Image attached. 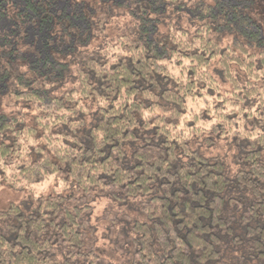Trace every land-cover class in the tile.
<instances>
[{
  "label": "clouds",
  "instance_id": "9594fccd",
  "mask_svg": "<svg viewBox=\"0 0 264 264\" xmlns=\"http://www.w3.org/2000/svg\"><path fill=\"white\" fill-rule=\"evenodd\" d=\"M85 2L92 11L79 26L75 16L62 19L57 11L51 36L67 50L54 53L55 67L23 62L20 54L30 48L19 41L14 66L0 59L11 74L0 95V116L7 117V123L0 120V264H189L190 251L198 264H264V32L250 23L264 27V19L248 9L249 18H233L221 0H163L162 13L137 12L135 0H75ZM146 20L154 23V34L144 30L152 27ZM78 27L81 39L74 40ZM16 123L26 126L28 137L40 136L26 141L23 153L5 151ZM53 130L62 134L52 136ZM116 141L111 156L97 164L109 151L105 145ZM138 161L143 187L122 188L140 175L122 168L134 169ZM217 161L223 162L221 183L213 189L219 196L208 201L207 213L220 218L218 227H200L197 217L206 213L185 218L183 193L173 197L169 189L193 181L207 189L201 180ZM101 173L116 183L98 180ZM158 178L172 183L156 186ZM150 187L175 202V219L183 223L173 228L156 204L143 207ZM206 192L189 188V203L203 202ZM125 200L142 208L145 228L122 235L114 217L126 213ZM41 204L62 211L51 220L40 212L37 220L32 212ZM225 212L247 229L244 240L233 235L231 221L220 224ZM157 216L165 222L157 225ZM64 217L74 218L67 231L57 226ZM217 231L231 243L218 239Z\"/></svg>",
  "mask_w": 264,
  "mask_h": 264
},
{
  "label": "trees",
  "instance_id": "16d2710c",
  "mask_svg": "<svg viewBox=\"0 0 264 264\" xmlns=\"http://www.w3.org/2000/svg\"><path fill=\"white\" fill-rule=\"evenodd\" d=\"M124 0H116V3L121 4ZM137 2V12L140 11L141 8L145 12L149 11H156V12H163L164 10V4L163 0H135ZM105 3H108V0H105ZM255 6V0H221V8L226 12V14L235 17H240L241 19L249 18L248 12L245 11V9H248L250 11H253V8ZM57 11L60 12L62 19H68L73 20V16H75V20H73V23L79 26L80 20L84 17H86L89 13H91V8L89 5L85 2L82 5L75 4V0H0V47H3L4 45H10V50L6 52H0V59L5 60L10 66L15 65V61L17 59L16 56H13L12 53L17 51L18 47V41L22 45L29 46L30 50L28 52H24L20 54V59L23 60V62L30 63L32 65L37 64H44L49 61L53 63V66L55 67V60L53 59L54 53L61 51V49L67 50L64 48L63 43L56 44L55 38L51 36V25L56 21L57 17ZM147 23H152L150 21L146 20ZM250 23L255 26V28L259 31L264 32V27H261L260 24H258L255 20H251ZM145 31L155 33V25L152 23L151 28L145 27ZM74 40L81 39V33L78 31L76 36L73 38ZM149 43L152 41V37L149 36ZM49 41H53L52 46H49ZM112 71H116V66H112ZM128 71L135 75V72L133 70V67L131 63L128 66ZM215 74L221 75L220 70H213ZM11 74L8 72V70L4 67L3 63H0V95L6 94L8 88L10 85L8 84V78ZM158 82L163 84V80L161 78H157ZM142 86V85H141ZM225 87V82H221L220 88ZM134 91L139 90L138 88L134 87ZM219 89H217L216 92L209 93V102L211 103L212 96H216ZM218 98V97H217ZM199 100V97L196 98ZM3 101H0V104H2ZM189 109L193 108V102L190 100L188 102ZM25 107H28V105H25ZM231 107V105H229ZM0 120H3L4 123H7V117L0 116ZM71 122V120H70ZM64 128H67V125L63 126ZM16 133L15 136L13 135H7V139L9 140V143L5 147V151H12V150H19L21 153L24 152V143L26 141H33L35 139H40V136L37 135L35 138L28 137L26 135L27 128L22 123H16L15 128L12 130ZM133 133H135V129L132 130ZM153 132H156V129H152ZM57 130H53L51 132L52 136L61 135ZM102 135V134H101ZM125 135H127V132H125ZM235 142V140H234ZM67 143V142H65ZM3 142L0 141V146H2ZM17 145H19V148L17 149ZM71 146V145H69ZM119 141H116L115 144L112 145H105L106 149H109L107 155L102 156L99 160L96 161L97 164H104L105 161L108 159V157L111 156V148L118 147ZM33 149L29 147L27 149L28 153H31ZM90 149H85V151H88ZM101 152H104V149H101ZM89 161L87 159L82 160V164L87 165ZM143 161H138L136 165L133 168L124 167L122 168V171L124 173H130L133 170H136L140 173V175L137 176L136 180H129L127 185H121L122 188H131L133 184H136L137 187H143V184L140 183L141 179L143 178ZM70 169L71 166H67ZM209 167V175L208 179L204 180L202 179L201 182L209 185L207 189H198V185L195 183V181L192 182V184L189 187H173L172 189H169V193L171 196L175 197L177 193H183V197L181 200V203L183 205L180 206L181 214L187 218V212L192 213H199V212H205V215H200L197 217V219L201 222L200 227H208L212 228L213 226H217V221L220 219L219 217H213L210 213H207V209L211 207V204L208 203L213 201L214 197L219 196V190H213L216 189V185L221 183L220 180V169L223 167V162L217 161L214 165H210ZM23 166H21L20 169H17V172H22ZM157 171H160L159 168H157ZM176 174L179 176L182 173V169H175L174 170ZM172 172H169V175H171ZM191 176L192 174L189 173ZM98 180H105L112 182L113 184L116 183V180L114 177H106V173H101L99 177H97ZM148 179H151V177H148ZM166 179V178H165ZM162 183H169L171 184V180L167 181H161V179H157L156 186H162ZM105 187H108V184L105 183ZM189 188L196 193V194H202L204 191H208L211 193H205V198L203 202L192 200L191 203H189L190 196H189ZM149 192L151 193L147 199L143 200V207L147 210H151L153 204H156L160 209H162L164 212L167 213V219L169 222H171L172 227L176 228V226L180 223H183L182 220L175 219L176 216V204L175 202H169V196L168 195H162L158 196L155 192H152L151 187L149 188ZM141 196H143V193H140ZM120 199H124L123 195L120 196ZM125 205L128 201L125 200ZM255 207V205H254ZM57 209H60L62 211V208L60 205H57ZM57 209H53L51 205H48L47 210H45L44 204H41L40 211H36L33 217L35 219H40V212H43L45 216H49V219L51 220L53 216L56 215ZM257 210H259L257 208ZM51 213V215H49ZM21 217H23L24 213H20ZM137 215L139 217H142L141 219L135 218L131 221L129 230L134 231L138 229L145 228V225L141 222L144 218V211L141 207H139V211L137 209ZM136 215V216H137ZM69 219H74L73 217H64L59 220L58 227L64 229L67 231L69 228L72 227V225L69 223ZM231 221V229L233 232V235H238L241 240H244L247 229L243 227L240 223L239 219H233V214L229 212H225L224 216L220 220V224L222 223H228ZM130 222V221H129ZM155 222L157 225L163 224L165 221L161 219L160 216H157L155 218ZM45 227H48V225H45ZM151 226L149 225V228ZM193 227H197V225H193ZM262 228H264V225H261ZM128 230V231H129ZM191 233V230H189L188 233H183L180 231H177V237L179 239H184L187 235ZM218 239H221L224 243L230 244L231 238H229L227 235L221 236L220 233L217 231L214 233ZM77 236H79V229H77ZM57 236H59V233H57ZM205 240H208V237H204ZM187 243V240H185ZM256 242H259V237L256 238ZM247 243V241H245ZM216 251H219V249H216ZM189 264H198V256L190 251V255L188 257Z\"/></svg>",
  "mask_w": 264,
  "mask_h": 264
},
{
  "label": "rangeland",
  "instance_id": "374dc122",
  "mask_svg": "<svg viewBox=\"0 0 264 264\" xmlns=\"http://www.w3.org/2000/svg\"><path fill=\"white\" fill-rule=\"evenodd\" d=\"M253 11H256L261 16V19H264V0H255V6L253 8ZM24 203L25 202L22 201V204H24ZM127 204H129V205H127L126 213L120 215L118 219L114 217L115 223L117 225H122V227L119 229L122 235L126 234L127 232H130L129 226H130L131 221L134 220L135 218L139 217L137 215V209L139 211V207L140 206L137 205V204H133L131 201H128ZM121 206H123V205H118V207H121ZM26 210H28L27 206H26ZM104 211L107 212L108 209L105 208ZM35 213H36V211H33L32 212V216H34ZM141 218L142 217H139L138 219H141ZM95 219H96V222H99L101 217H96ZM96 231H100V230L96 229ZM105 231H109L110 232L111 228L105 229ZM102 238L106 239L107 237L102 236ZM109 243H111V241H109ZM97 251L100 252L101 255L104 254V251H102L99 248L97 249Z\"/></svg>",
  "mask_w": 264,
  "mask_h": 264
}]
</instances>
